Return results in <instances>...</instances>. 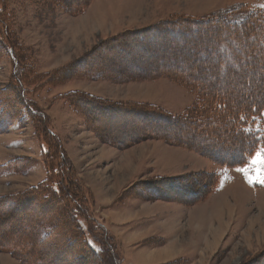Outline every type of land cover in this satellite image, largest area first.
<instances>
[{"label": "rangeland", "instance_id": "obj_1", "mask_svg": "<svg viewBox=\"0 0 264 264\" xmlns=\"http://www.w3.org/2000/svg\"><path fill=\"white\" fill-rule=\"evenodd\" d=\"M258 15L264 0H0V264H109L95 240L105 233L118 264H136L139 248L159 264H264V186L209 155L234 123L217 90L250 93L243 80L260 77L249 57L264 54ZM125 130L140 137L123 145ZM195 134L209 142L200 152ZM176 179L206 194L185 203L159 191ZM62 216L44 236L41 223ZM78 233L95 255L73 248Z\"/></svg>", "mask_w": 264, "mask_h": 264}, {"label": "trees", "instance_id": "obj_2", "mask_svg": "<svg viewBox=\"0 0 264 264\" xmlns=\"http://www.w3.org/2000/svg\"><path fill=\"white\" fill-rule=\"evenodd\" d=\"M258 16L261 17L262 23H264V16H262V15H258ZM249 20L258 21V17L257 18L255 17V18L249 19ZM190 22H191L190 24L196 25L198 27L202 26L204 24V23H200V22H197V21H190ZM245 24L241 23L240 25H237L236 29H232V30L235 31V33H236V32H238L237 30L245 29V26H246ZM229 30H231V29H229ZM228 35H225L224 37H226ZM253 40H255V39L251 38L249 41L253 42ZM222 41H224V40H222ZM202 49L204 50V48H202ZM202 49L199 48V49H196V50L198 51V50H202ZM262 49L264 50V47H262ZM198 52H200V51H198ZM243 57H246V55H243ZM249 57H250V60L251 59L253 60V58H254V64L258 63V61H260L259 64L261 63V59L260 58L253 57L252 55H249ZM169 60H171V59H169ZM169 60H167V61L169 62ZM163 62H166V60H163ZM16 66H18V64H15V67H14L15 70H14V73H13V77H14V80L17 82V84H20L21 80L19 79V76L16 73ZM227 68H228V64H227V66L224 67V70L227 71L228 70ZM244 72H245V70H244ZM259 76L260 77L255 79V80L252 79V78L248 79L246 82H244V80H243L242 86H245V83H247V82L251 83V86H249V83H247V86H249V88H251L250 89V93L240 92V93H238L236 95L235 94L231 95V93H230L232 91L231 87H228V90L226 91V93H224V90L222 92H220L219 89L217 90V95L216 96H218L217 97L218 100L222 101V103H224V104H228L229 108L231 107V109H229L231 112H228V113L231 114L229 116V118H231V116H232L231 119L232 120L234 119V123L228 122L229 123L228 124V126H229L228 130H224L225 128H222L223 135H224V133L225 134L227 133V134L225 136V139L222 138L221 140L218 141V143H216V145L214 146L215 149L211 150L210 149V144H207L208 145L207 149L208 150L210 149V151H212V152H210L211 154L209 153V155L213 156L215 162H218V163L223 164V165L227 164V165L230 166L232 157H231V152H229L227 150L228 147L230 145H233V144L239 145V139L240 138H244V137H251L250 133H251L252 137H254V134H255L256 137L259 138V141L261 143V139H263V137H264L263 136V130H261V128L258 127L257 124L259 122L264 121V87L261 86V79L262 78L264 79V77H262L261 75H259ZM182 82H184V81H182ZM186 84H188V83H186ZM189 86H191V85H189ZM197 87L198 86L196 84L194 86V88L197 90ZM201 87H202V85H201ZM24 93H25V91L23 92V94ZM207 93H208V96H211V97L214 96V93H211L210 91H208ZM20 94H21L22 98L24 97L23 101L25 103H27L28 101H26V98H25V96H23L22 92ZM26 105H27L28 109L30 110V112H31V114L33 116L38 117L42 123L47 122L48 117L43 111L40 112L39 109H37L36 107H32L29 104H26ZM33 108H36V109L34 110ZM139 113H141V112H139ZM100 114H105V113H100ZM113 114H112V117H115ZM115 115H116V117L120 116L117 113H115ZM140 115H141V118H144V116H142V113ZM151 115H157V114L155 113V114H151ZM159 117L161 118L160 120L163 121L168 127L171 126V125H169V124H171L169 118H166L165 116H159ZM247 127L252 128L253 132L248 133L246 131ZM45 128H46L45 130L47 131L48 134L54 136V131L52 129H49L47 126H45ZM218 130H220V128ZM125 132L126 133L121 132L120 133L121 135L119 133L116 134V136L118 138H120V139H117V140L120 141L119 143L126 142V144H128L132 140L134 141V139L140 137V136L132 135L130 133V131L125 130ZM129 134H130L131 137L128 140L127 137H129ZM165 134H167V133H165ZM123 135H125L124 138H123ZM162 137L170 138V137H168L166 135H163ZM113 138H115V137H113ZM121 139H123V141ZM187 141L188 140H186V142ZM205 143H209V142L205 141L204 139L202 140V135H201V138H200L199 134H197V135L195 134V139L193 141L194 149L199 151L205 145ZM58 144H60V139L58 141ZM122 144L125 145V143H122ZM257 146H258V144L256 145V147ZM249 147H251V145H249ZM58 148H59V152L58 153H59L60 157L62 158L61 160H62L63 164H65V166H67V168L70 169L69 162H67V160L65 159V155H64V152H63L62 145H58ZM218 151H221L223 153L229 152L230 154L227 155L229 158H225L224 155H223V158L219 157L218 156L219 155ZM236 165H240V164L237 163ZM158 181H160V180H158ZM187 181H188L190 186H188L187 183L182 182L181 179L172 180V181H170L171 183H169V184L167 183L169 185L167 189L165 187H163V188H161L162 190H159V191L162 192V193L165 192V193L173 194L172 193V189H175V191H173V192L176 193L175 196H177V197H179L177 194H178V191H180V193H182L184 195L183 197L185 198L184 199L185 203L196 201V200H198L200 198H203V195L206 194V191H203V190L200 189L201 188L200 183L198 181H195L194 184H196V185H191L190 184L191 180H187ZM191 187H197L198 189H200V191H198L196 193H192ZM153 192H155V191H153V189L149 191V193H153ZM155 193H157V192H155ZM68 196L76 203V205L78 207L79 214L82 216V218L85 221H87L88 223H90L89 220H88V218L90 216L87 213H85L83 215L84 209H82L83 206L81 205V203L78 200L74 199L70 194H68ZM155 196L157 197V195H155ZM53 197H56V196H53ZM54 201H52V200H51V202H49V201L48 202H46V201L44 202L43 201V203L41 204V206H42L41 209L42 208L45 209V210L46 209H52L51 207L54 206ZM62 219L64 220L65 218L63 217ZM62 219L60 218L59 222L58 221L56 222V220L55 221L51 220L50 218L48 219L47 222L43 221V223H41L44 226L43 231H45L43 233V235L47 236L49 238L53 237V235H56V231H59L62 227L65 226V224H67V221L64 220V225H63V222H61V221H63ZM71 225L73 226L72 227L73 230L76 231L74 222H72V220H71ZM50 228L52 230H50L48 232V230ZM94 229H96V228L95 227H91V226L88 225V233L90 235L91 234L93 235V233H98V232H96L97 229L96 230H94ZM78 235H79L78 239H80L85 244V246L82 244L81 241L76 240L77 243L75 245H73V248H75L78 245H82L83 246L82 248L85 250V252H88V253H91L92 255H95L96 254L95 250L89 245V243L86 241V239L84 240L80 233H78ZM44 236L41 235V237H44ZM95 240H97L99 245L101 246V250H102L101 253H102L103 257L107 260V262L109 264H117L118 263L117 261L119 259V255L115 252V249H114L113 245L111 244V242H109L110 237L107 236V234L105 233V237L100 236V239L98 237H95ZM5 250H7V249H5ZM75 251L77 252V250H75ZM39 264H42V263H39Z\"/></svg>", "mask_w": 264, "mask_h": 264}, {"label": "snow or ice", "instance_id": "obj_3", "mask_svg": "<svg viewBox=\"0 0 264 264\" xmlns=\"http://www.w3.org/2000/svg\"><path fill=\"white\" fill-rule=\"evenodd\" d=\"M247 42V41H246ZM261 46L264 47V40H261ZM237 50L240 46L237 45ZM260 75L264 77V54H261ZM261 86L264 87V80H261ZM4 107L3 98L0 97V110ZM259 144L258 147L256 145ZM251 145V147H249ZM231 152V166L235 167V171L243 174L246 182L251 186L256 183L264 186V144H261L256 137H244L239 139V145H230L227 149ZM242 166H236V164ZM227 172L228 169H222ZM6 212L0 209V216L5 215ZM95 246L93 245V248ZM99 251V249H95ZM67 264H76V258L73 256L69 259Z\"/></svg>", "mask_w": 264, "mask_h": 264}, {"label": "crops", "instance_id": "obj_4", "mask_svg": "<svg viewBox=\"0 0 264 264\" xmlns=\"http://www.w3.org/2000/svg\"><path fill=\"white\" fill-rule=\"evenodd\" d=\"M201 204H204V203H199V205ZM198 205V206H199ZM118 212H116L117 214ZM120 213V212H119ZM155 238V237H154ZM156 246V245H155ZM158 248V247H157ZM149 249H151V247H149ZM160 249V248H159ZM158 249V251H159ZM139 250L141 251V257H138L137 259H134L136 262V264H159L158 262H156L157 259H159L161 257V255L158 253V255H160V257H156L154 256L153 252L150 253V251L147 249V250H144L143 248H139ZM189 255V254H187ZM126 259L127 261L130 260L129 256L126 255ZM141 259V260H139Z\"/></svg>", "mask_w": 264, "mask_h": 264}, {"label": "bare ground", "instance_id": "obj_5", "mask_svg": "<svg viewBox=\"0 0 264 264\" xmlns=\"http://www.w3.org/2000/svg\"><path fill=\"white\" fill-rule=\"evenodd\" d=\"M95 106V105H94ZM118 114V113H117ZM115 117H116V115H115V113L113 114ZM120 115V114H119ZM101 117V116H100ZM119 117V116H118ZM120 119V118H119ZM116 135V134H115ZM114 136V135H113ZM131 136H130V134H129V137H127V139L129 140V138H130ZM113 139V138H112ZM117 139V138H116ZM125 140V139H124ZM123 141V140H122ZM127 141V140H126ZM122 143H125L126 144V142H122ZM191 183V182H190ZM156 187V186H155ZM208 247V246H207Z\"/></svg>", "mask_w": 264, "mask_h": 264}, {"label": "water", "instance_id": "obj_6", "mask_svg": "<svg viewBox=\"0 0 264 264\" xmlns=\"http://www.w3.org/2000/svg\"><path fill=\"white\" fill-rule=\"evenodd\" d=\"M118 264V263H117Z\"/></svg>", "mask_w": 264, "mask_h": 264}]
</instances>
